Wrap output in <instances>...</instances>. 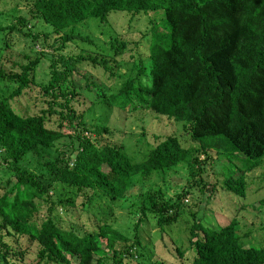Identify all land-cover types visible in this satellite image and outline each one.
I'll list each match as a JSON object with an SVG mask.
<instances>
[{
	"label": "trees",
	"instance_id": "trees-1",
	"mask_svg": "<svg viewBox=\"0 0 264 264\" xmlns=\"http://www.w3.org/2000/svg\"><path fill=\"white\" fill-rule=\"evenodd\" d=\"M19 1L6 2L10 7L5 12L16 10ZM24 1L28 16L0 30H16L33 45L41 41L46 50L18 73L0 65V264H144L139 260L140 225L151 216L164 230L189 207L195 208L187 236L174 239L181 261L264 264V245L252 246L264 239V214L249 220L242 217L241 222L236 216L222 220L219 214L212 220L206 207L220 198L214 196L217 187L243 196L263 175L248 173L264 158V0ZM113 12L129 14L131 25L143 17L149 26L148 60H135V76H122L114 93L77 66L89 62L112 78L116 64L132 49L130 42L118 35L109 40V51L104 53L88 36H77L69 29L62 33L88 19L110 24L108 16ZM27 19L50 25L59 37L49 43L48 38L26 30ZM75 41L97 51H67ZM45 60L49 79L35 84L36 68ZM32 86L41 90L40 99H34L38 111L21 115L15 100L29 94ZM84 91L93 93L89 103L80 96ZM101 104L124 114L140 110L166 117L181 123L185 137H159L140 161H134L123 141L102 140L107 128L92 129L85 121L84 114ZM184 139L189 142L186 146ZM226 147L229 151L224 155ZM211 152L216 159H225L220 172L214 173L222 177L220 182L202 175L206 163L215 160ZM182 169L195 179L180 194L164 199L159 190H152L168 172ZM137 186L148 187L134 194ZM193 186L206 195L201 208V198L193 206L185 203ZM92 192L110 200L131 194L138 198L140 210L132 236L101 221L82 231L62 225L65 221L57 207L70 212L79 197L83 207L92 200ZM241 223L251 231L244 232ZM23 238L27 245L38 246L33 262H23ZM189 250L194 255L186 257ZM149 252L151 259L153 252Z\"/></svg>",
	"mask_w": 264,
	"mask_h": 264
},
{
	"label": "rangeland",
	"instance_id": "rangeland-1",
	"mask_svg": "<svg viewBox=\"0 0 264 264\" xmlns=\"http://www.w3.org/2000/svg\"><path fill=\"white\" fill-rule=\"evenodd\" d=\"M9 1L13 0H6V2ZM6 2H0V11L5 12V10L10 7L6 6ZM27 4L26 1L21 0L19 1L16 10L11 9L0 14V27L15 24L16 19L20 16L23 18L25 14L28 16V13H26L28 12ZM108 17H110V24H102L97 20L88 19L80 24H76L63 30L62 33H65L66 30L69 29L77 36H88L87 38L90 37L89 39L94 42L95 46L101 47L104 53L109 51V40L118 35L130 42L129 47H132V49L116 64V67H114L115 76L112 78H108L106 72L100 67L92 66L89 62H83L77 66L79 71L86 72V74H88L87 76L92 77V80L99 85H105L110 92L114 93L120 88L121 83L123 82L122 76H135L137 72L134 68L135 60L139 62L142 61L143 63L148 60L149 36L147 35V32H149V26L145 23L143 17L138 20V23H132L131 25L130 23L132 21L130 22V16L125 12H113L109 14ZM26 23V30L39 34L42 38H48L49 43L59 37V34L53 32V28L50 25H46L42 21L35 22L34 20L27 19ZM5 42L7 45L3 48ZM40 43L41 41L33 45L29 38L24 37L16 30H13L12 32H4L0 30V65L3 66L6 71L20 72L22 65L27 64L36 57H40L37 53L46 50L41 46L42 43ZM66 50L72 53L81 52V54H86V52L90 51H97L93 46L81 41H75L72 45L68 44ZM100 51L98 49V52ZM131 54L132 58H130ZM48 66L49 62L46 60L41 65H38V68H36L34 73L35 84H41V82H45L49 79L47 71ZM75 78L76 82H81L79 75H75ZM29 89V94L24 93L23 97H20L18 101L15 100L17 104L14 103L16 112L21 115H32L38 111L34 105V99H40L41 90L38 86H32ZM9 93L10 92H7V94ZM87 94H89L88 97ZM92 95L93 93H85L84 91L83 96H80L89 103L88 99H91L90 97ZM99 107L101 109H99ZM121 113L116 110L111 111L105 104H101L94 106L89 112H86L84 117L85 121L89 123L88 126H92V129L97 127L102 128V126L107 128L108 132L102 133V140L107 139L113 143H117L119 140L120 142L118 143L123 141L125 146L127 145V148L129 149L128 151L134 161H140L142 155L144 153L146 154L148 149L155 144V141H158L157 138L159 137L160 139L169 135H177L181 138L185 137L181 123L173 122L166 117H155L152 116L150 112H143L140 110L126 114ZM122 123H124V125ZM185 139L182 143L183 146H186L189 143ZM131 142H134L135 144H132ZM228 151L229 147H226L221 153L227 155ZM211 154L213 155L212 158L215 160L211 164L206 163L202 175H206L205 173H207L209 180H212L213 182L217 180V182H220L222 177L219 176V174L214 175V173L220 172V168L225 165V159L222 157L216 159V154L214 152H211ZM234 156L240 159L241 155L234 154ZM204 157V155H201L199 160H203ZM176 171L177 170H175V172H168L163 178V180H165L164 182H162L163 180L156 181V184L151 187L152 190H159L161 192V197L163 198L164 196V199L174 198L175 195L180 194L183 191L184 187L193 183V179L195 178H191L187 169H182L178 172ZM254 171H257L259 176L261 173H263V175L246 190L245 195L243 196L222 190L220 187L216 188L217 192L214 196L220 195L221 199H213L214 204L208 202V205H206L209 210L207 213L210 212L209 217L212 220H214V217L216 216L218 218L219 214L222 216V220L223 218L230 217L229 219H231L236 216L239 222H241L243 220L242 217L249 220V217H260L264 214V158L259 161L257 168L248 174L251 175ZM249 177L251 178V176ZM139 187L140 186H137L133 190L134 194L139 190H147L148 186H141L142 188ZM205 197V194L201 196V193L198 192V188L193 186V192L185 197V203H190L189 206H193L195 202H197L196 198L197 200L201 198L198 204L201 208L202 206H205ZM81 198L82 197H79L77 199V205L70 212H65L60 207H57L56 211L65 221V223H62L63 226L82 231L91 227L93 223L101 221L112 225L121 232H126L128 236L134 234L132 228L134 224L137 223L140 210V203L135 195H127L126 198L120 200H110L99 192H92V200L89 203H86L83 207L80 206ZM156 199H159V197ZM194 208L195 207L186 208L184 213L178 217L177 221L170 226H166L164 230H161V228L156 225V220L149 216L137 230V236L143 244L142 248L139 250L142 255L139 260L144 264H150L153 260L165 264H189L190 262L187 259L184 262L183 260H180L175 251L174 239L186 238L189 226L193 221L190 212L193 211L192 209ZM257 221L254 224L255 227H258L259 221ZM222 223L224 222H218L220 225ZM241 224H243L244 232L251 231L250 226H246L245 223ZM216 226L217 225H213V227ZM237 233L241 236L239 230ZM256 235L257 234H255V236ZM22 243L23 248H26L23 262L29 263L35 261L38 250L37 244L32 243L27 245L25 238L22 239ZM262 245H264V239L256 243L254 242L252 246L258 248ZM149 251L153 252L151 259H149V254L146 255L147 253H150ZM193 253L192 250H189L186 257L193 256Z\"/></svg>",
	"mask_w": 264,
	"mask_h": 264
}]
</instances>
